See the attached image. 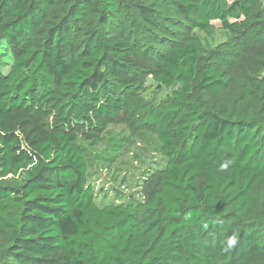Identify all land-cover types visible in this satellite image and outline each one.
Here are the masks:
<instances>
[{
	"label": "trees",
	"instance_id": "16d2710c",
	"mask_svg": "<svg viewBox=\"0 0 264 264\" xmlns=\"http://www.w3.org/2000/svg\"><path fill=\"white\" fill-rule=\"evenodd\" d=\"M56 2L0 0V42L12 57L7 72L0 62V264H264V123L191 96L195 41L156 52L138 48L132 31L137 16L165 33L218 22L246 35L255 0H74L39 36ZM144 74L177 87L170 99L145 106ZM200 79L211 94L228 84L209 66ZM259 86L252 111L264 110ZM135 112L167 164L145 205H100L84 143Z\"/></svg>",
	"mask_w": 264,
	"mask_h": 264
},
{
	"label": "rangeland",
	"instance_id": "374dc122",
	"mask_svg": "<svg viewBox=\"0 0 264 264\" xmlns=\"http://www.w3.org/2000/svg\"><path fill=\"white\" fill-rule=\"evenodd\" d=\"M73 1L57 0L48 20L38 32L39 36L45 35L65 17ZM129 1L139 3L141 0ZM252 12L249 33L240 36L221 29L218 22H213L206 31L191 30L180 24L171 26L170 31L165 33L151 29L137 16L132 31L136 35L138 48L151 46L156 52L166 51L167 47L161 44L164 41H195L200 52L191 96L206 109L221 112L224 116L242 118L255 112L257 117L252 115L251 118L264 123V110L257 108L252 111L248 107L249 103L258 101L261 96L259 84L264 85V71L255 74L257 68L264 66V0H255ZM85 28L80 30L79 35L72 37L75 45L83 40L88 27ZM153 35L156 36L154 41ZM0 62L7 72L12 57L5 42H0ZM207 66L226 73L228 84L218 94L206 93L197 88L202 71ZM141 81L138 97L148 107H157L167 101L177 88L166 89L149 74H144ZM132 114L110 123L101 140L84 143L89 154L88 178L100 205L128 202L145 205L156 192L159 172L167 164L160 139L143 125L145 115L141 112Z\"/></svg>",
	"mask_w": 264,
	"mask_h": 264
}]
</instances>
